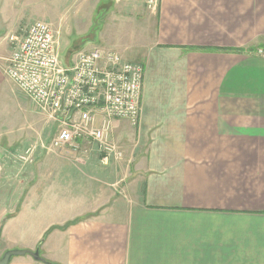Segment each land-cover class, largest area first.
Returning <instances> with one entry per match:
<instances>
[{"label":"crops","instance_id":"1","mask_svg":"<svg viewBox=\"0 0 264 264\" xmlns=\"http://www.w3.org/2000/svg\"><path fill=\"white\" fill-rule=\"evenodd\" d=\"M27 1L0 2V90L10 38L21 40L28 27L12 18L30 7ZM70 1L86 8L84 21L105 5L117 29L132 31L129 40L144 29V42L134 41L145 71L143 113L137 128L114 122L112 140L123 158L104 165L94 145L51 148L56 124L32 104L43 131L32 150L22 151L32 163L12 180L18 206L24 201L34 214L42 206L53 215L31 235L47 237L43 258L50 264H264V0H156L152 7L148 0ZM84 26L74 41L101 34L94 24ZM0 168L10 173L8 165ZM14 207L2 215L26 214Z\"/></svg>","mask_w":264,"mask_h":264},{"label":"built area","instance_id":"2","mask_svg":"<svg viewBox=\"0 0 264 264\" xmlns=\"http://www.w3.org/2000/svg\"><path fill=\"white\" fill-rule=\"evenodd\" d=\"M155 1L148 0L149 6ZM10 42L13 53L5 75L55 122L51 148L77 152L94 145L104 165L121 160L123 151L112 140L113 124L124 120L137 128L141 123L142 64L99 49L79 51L66 63L56 33L42 21L29 25L21 40L11 37Z\"/></svg>","mask_w":264,"mask_h":264},{"label":"rangeland","instance_id":"3","mask_svg":"<svg viewBox=\"0 0 264 264\" xmlns=\"http://www.w3.org/2000/svg\"><path fill=\"white\" fill-rule=\"evenodd\" d=\"M27 4L30 7H25L24 5V8H20L14 16V12H9L8 15L13 16V20L16 18L20 19L22 27H27L37 21L49 24L56 34L59 33L61 35L62 41H58L60 43L62 59L66 63H69L68 60L70 58L73 60L79 51H90L93 48L99 49L106 54L119 55L124 61L130 63L140 61L138 54L141 55V53L136 52L137 44L134 41L144 42V29L133 31L135 32L133 36L135 35L137 39H130V41L128 35L132 31L127 30L124 32L117 29L119 24L116 23L115 14L110 15L105 5L100 6L94 15L91 14L93 17L90 20L84 21V19L88 18V15L84 12L86 8L82 4L78 6L73 5L70 0H28ZM108 14L110 15L108 19L104 20ZM101 18L104 20L103 22ZM109 19H111L110 22L106 24ZM85 23L91 24V26L93 24L94 26H98V30L100 29V23L105 25L100 29L101 34L98 35L96 40H94V35L91 32L88 41H83V39L74 41V35L83 32L82 27H86L84 26ZM153 33L154 29L149 27L148 23V41L154 38ZM120 34L124 37V39L122 37V41ZM33 109L32 103L6 77L0 90V167L8 165L10 173L7 174L5 171L2 174L0 173V260L7 252L13 250H27L34 253L39 250L40 256L44 259L41 250L42 246L45 245L47 237L38 238L31 235L34 232H38L43 224L48 225L53 219V215H44L41 212L43 211L42 206L37 209L38 215L34 214L36 208L32 209L31 206L25 208L24 201L18 206V199H20L21 194L16 200L17 181L13 182L12 180H17L16 169L32 163V158L22 153V151L26 153L27 150L33 149L34 138L36 135L38 136V131L42 129L40 116L35 114L33 116ZM126 122L129 123L128 121ZM42 131H40L41 134ZM46 131L47 129L44 133H49V131ZM50 133L52 134L53 130ZM7 154L9 157L2 160L1 157ZM7 185L10 186L8 187ZM24 189L26 192L29 191V184H26ZM15 204L14 210L17 209L18 211V209L24 207L26 214H22L18 220L17 217L13 218L11 216L8 221H4L7 217L3 216L1 211L5 209L12 210ZM56 217H60V215ZM18 261L33 263L35 260L29 255L23 257L16 256L11 260L12 263ZM44 263L50 264L45 259Z\"/></svg>","mask_w":264,"mask_h":264},{"label":"water","instance_id":"4","mask_svg":"<svg viewBox=\"0 0 264 264\" xmlns=\"http://www.w3.org/2000/svg\"><path fill=\"white\" fill-rule=\"evenodd\" d=\"M4 221H8V218L4 219ZM29 255L31 256L35 261L38 262H44V259L40 256L39 250L37 252H32V251H27V250H13L7 252L4 257L0 260V264H10L11 260L13 257L16 256H26Z\"/></svg>","mask_w":264,"mask_h":264},{"label":"trees","instance_id":"5","mask_svg":"<svg viewBox=\"0 0 264 264\" xmlns=\"http://www.w3.org/2000/svg\"><path fill=\"white\" fill-rule=\"evenodd\" d=\"M102 19V18H101ZM98 27V26H97Z\"/></svg>","mask_w":264,"mask_h":264}]
</instances>
